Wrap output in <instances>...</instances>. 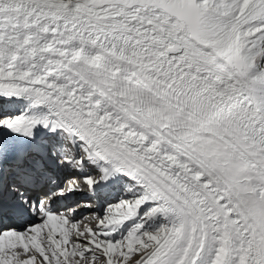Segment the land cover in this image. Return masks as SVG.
I'll list each match as a JSON object with an SVG mask.
<instances>
[{"label":"snow or ice","instance_id":"obj_1","mask_svg":"<svg viewBox=\"0 0 264 264\" xmlns=\"http://www.w3.org/2000/svg\"><path fill=\"white\" fill-rule=\"evenodd\" d=\"M0 264H264V0H0Z\"/></svg>","mask_w":264,"mask_h":264}]
</instances>
